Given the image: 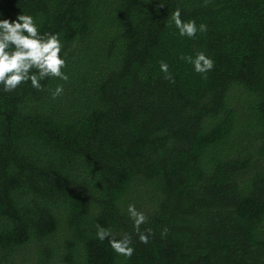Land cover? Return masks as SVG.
I'll return each instance as SVG.
<instances>
[{"label": "trees", "instance_id": "16d2710c", "mask_svg": "<svg viewBox=\"0 0 264 264\" xmlns=\"http://www.w3.org/2000/svg\"><path fill=\"white\" fill-rule=\"evenodd\" d=\"M177 8L207 32L180 36ZM20 14L59 34L69 79L0 85V264H264V0H0ZM199 51L205 75L180 58Z\"/></svg>", "mask_w": 264, "mask_h": 264}, {"label": "clouds", "instance_id": "9594fccd", "mask_svg": "<svg viewBox=\"0 0 264 264\" xmlns=\"http://www.w3.org/2000/svg\"><path fill=\"white\" fill-rule=\"evenodd\" d=\"M209 2L210 0H204L205 6ZM170 19L182 37L195 38L198 32H207V26L203 23L197 26L195 20L184 21L179 8L171 13ZM62 50L63 43L59 34L47 32L41 34L33 16L20 14L15 20L0 19V85L3 91L12 92L29 81L32 88L43 91L44 86L41 81L47 78L67 81L69 77L63 71L66 67V59L62 56ZM180 58L190 63L194 71L201 75L214 68V60L203 51L197 52L195 56L187 55ZM159 67L164 74L163 78L174 83L167 62L160 61ZM63 91V85H57L51 92L52 98L61 96ZM127 214L139 241L144 244L149 243V238L154 235L153 230L141 228L148 222V217L138 211L134 204L127 206ZM96 229L98 240L102 242L107 239L116 254L125 258H131L134 254L131 234L122 233L117 238L118 234L109 228L97 224ZM167 232L168 229L164 228L161 236H166Z\"/></svg>", "mask_w": 264, "mask_h": 264}]
</instances>
